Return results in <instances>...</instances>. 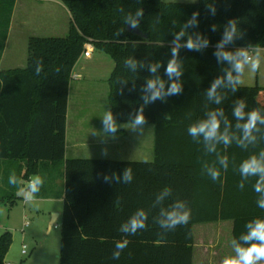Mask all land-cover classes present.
I'll return each instance as SVG.
<instances>
[{
	"label": "trees",
	"instance_id": "trees-1",
	"mask_svg": "<svg viewBox=\"0 0 264 264\" xmlns=\"http://www.w3.org/2000/svg\"><path fill=\"white\" fill-rule=\"evenodd\" d=\"M15 4L16 0H0V60ZM64 5L72 16L69 34L64 38H31L26 67L0 72V205H17L23 200L17 195L24 187L21 182L26 183L35 174L43 176L45 182L37 199L65 201L60 223V264H193L194 227L202 224L232 222V238L240 242L249 220L264 219V209L257 205L260 194L253 187L258 176L249 177L243 190L237 187L242 179L240 164L264 150V124H257L261 131L254 133L255 144L242 148L233 140L227 147L217 144L213 153L205 150L203 137L193 141L187 128L207 119L208 112L222 109L221 131L226 117L230 133L242 136L236 124L246 122L247 116L237 121L233 115L240 100L245 102V113L259 109L264 116V88L259 86H238L233 91L222 84L217 89L223 97L219 104L207 97L212 83L225 77V70L231 67L214 55L230 20L237 21L239 34L225 45L226 50L264 49V0H198L197 4L64 0ZM138 9L143 10L138 18L142 36L128 32L130 24L125 23V17L135 15ZM194 12L199 13L197 24L186 32L207 38L208 46L200 52L181 47L178 59L183 73L178 79L182 92L143 108L144 125L155 127L154 159H67L70 82L85 45L92 44L114 62L108 111L117 125L131 124L144 103L147 79L159 75L167 82L165 88L170 86L165 69L172 58L174 34ZM121 28L123 31L116 35ZM187 38L183 37L182 43ZM128 57L144 67L138 66L133 72L125 65ZM157 62L161 66L152 74L149 65ZM218 154L228 157L227 170L219 164ZM205 163L220 169L221 180L211 179ZM128 167L134 178L125 184L123 172ZM13 172L17 183L9 184ZM165 186L172 189V194L156 203V196ZM176 200L185 201L191 209L188 224L173 230L161 228L157 223L160 209ZM141 208L148 214L147 229L131 236L121 232V225ZM123 239L130 241L127 248L119 258H113L116 242ZM12 243L10 232L0 236V264H6Z\"/></svg>",
	"mask_w": 264,
	"mask_h": 264
},
{
	"label": "clouds",
	"instance_id": "clouds-1",
	"mask_svg": "<svg viewBox=\"0 0 264 264\" xmlns=\"http://www.w3.org/2000/svg\"><path fill=\"white\" fill-rule=\"evenodd\" d=\"M194 2V0H193ZM122 11V9H121ZM213 14H215V8H212ZM143 15V10L138 9L135 15L129 14L125 17V23H129L131 28L136 29L139 27L138 18ZM198 12H194L192 17L188 20V23L181 26L180 31L175 33V38L172 41L171 59L167 62L165 74L168 77V81H171L170 86L165 88L167 83L161 79L159 75H153L152 78L147 79L146 86L143 89L144 95L142 96L143 105L135 113V117L131 122L133 129L141 128L146 124V118L143 114V108L156 100H165L166 97L176 95L182 92V84L179 81V77L183 73L182 61L178 59L179 50L181 47L190 51L194 50L200 52L206 48L209 44L207 38H202L199 34L195 36L189 35L186 29L189 26H195L197 24L196 17ZM175 24V21H173ZM212 30H216V26L213 25ZM123 29H118L115 33L119 35ZM239 34L237 28V21L230 20L226 26L223 38L216 45V51L214 55L220 62H227L231 67L226 69V76L223 78H217L207 91V97L209 100L215 101L219 104L223 97L218 93L217 89L223 84L225 87H231L233 91H236L237 87L243 83L242 77L245 73V67L247 66L250 73H256L261 68V54L259 48L255 52H250L246 48L237 49L235 52L225 49V45L231 43L235 36ZM187 35L186 42L182 43V38ZM125 65L130 67L133 72L137 67H144L142 62L128 57L125 61ZM160 63H153L149 65V71L152 74H156L160 68ZM40 69L37 68V72ZM233 72L236 73L233 76ZM176 78V79H174ZM226 81V83H225ZM245 102L240 100L236 103L233 110V115L237 121H242L247 116L246 122L237 123L236 128L242 131V136L237 137L235 134L230 133L229 123L225 117L224 130L221 131V120L219 117L224 115L222 109H216L207 113V119L199 120L196 123L188 125L187 132L193 141H198L200 137H203L205 150L208 153L216 152L217 144H223L225 147L229 146L233 140L236 144L242 148H247L249 144H255L257 136L254 133L260 132V128L257 124H264V116L261 115L259 109H253L252 111L245 113ZM102 125L104 131L110 134H115L118 131L119 126L113 118L111 111H105L102 115ZM106 154V151L103 153ZM219 164L227 170L228 157L226 155L218 154ZM204 169L213 181L221 180V171L214 165L204 164ZM239 173L242 179L237 187L240 190L244 189L245 181L249 177H257L254 184V191L259 193V199L257 205L260 209H264V150L259 152V155H251L248 159H245L239 166ZM134 174L131 167H128L123 172V182L129 184L133 181ZM104 179L107 181L108 177ZM9 184H16L17 177L15 172L9 176ZM45 179L40 174L33 175L24 183V187L19 188L17 195L21 196L25 202H33L37 199V194L41 191L44 185ZM222 182V181H221ZM172 194V189L165 186L163 190L156 196V203H162L166 197ZM191 218V209L186 207V202L182 200H176L168 208H161L157 223L161 228L173 230L178 226L187 225ZM148 214L144 209H138L126 223H123L120 227V231L127 233L130 236L137 234L138 231L146 230L148 227ZM247 231L243 233L239 240L233 239L231 241L233 254L226 255L221 264H264V219L255 218L249 220L245 225ZM128 239L119 240L116 242L117 251L113 253V258H119L121 252L127 248L129 244Z\"/></svg>",
	"mask_w": 264,
	"mask_h": 264
},
{
	"label": "crops",
	"instance_id": "crops-1",
	"mask_svg": "<svg viewBox=\"0 0 264 264\" xmlns=\"http://www.w3.org/2000/svg\"><path fill=\"white\" fill-rule=\"evenodd\" d=\"M162 1L164 3L176 4L198 3V0H194V2L193 0ZM24 2L36 3L35 0H16L11 17L8 37L5 43V49L1 55L0 72L24 69L26 67L28 59V45L31 38H46L45 35H48V33H50V35L53 34L62 36L69 34L72 16L69 10L65 7L64 3H58L61 7V14L65 19L64 25L59 27L58 25L53 26V23L58 21V17L53 15L54 7L50 4L52 1H40V3L33 5H26ZM95 53H98V57L96 59H94ZM105 56L109 57L94 48L90 58H86L82 54L73 69L67 110L66 158L129 162L152 161L154 159V148L150 153L148 149L144 147L145 143L142 135L140 134L142 131L138 133L137 130L139 131V129H133L131 125L127 128L124 127L125 124H121L118 125L119 132L117 134H109L104 131L102 118L89 117L86 122H84V118L81 119V124H86V127L82 126L80 130H77L78 134L76 133L74 145L71 148L69 146V120L73 95L94 97L95 94L97 95V93L102 90V93L100 94L104 95V103H107L108 105V95L110 91L109 80L115 64L112 61L113 65H111ZM105 67H107L108 70H106L107 74L103 76L104 74L102 73H104V70H102V68L105 69ZM123 136L125 138H123ZM105 151L106 154H103ZM33 202L45 204L44 206L48 208L49 214L53 216V220L49 223V231H52L53 228L61 223L65 202L64 198L36 199ZM19 203L28 204V202H25L24 199ZM55 218H57L56 223L53 225ZM204 252L206 253H203V263H201L198 260L197 249L194 244L193 264H205L207 251ZM6 264L11 263L6 261Z\"/></svg>",
	"mask_w": 264,
	"mask_h": 264
},
{
	"label": "rangeland",
	"instance_id": "rangeland-1",
	"mask_svg": "<svg viewBox=\"0 0 264 264\" xmlns=\"http://www.w3.org/2000/svg\"><path fill=\"white\" fill-rule=\"evenodd\" d=\"M39 1V2H37ZM45 0H35L36 3ZM54 7L53 15L58 17V21L53 26L62 27L65 19L61 14V7L58 3H64V0H50ZM166 1V0H165ZM190 1V0H186ZM33 5L36 3H27ZM46 38L56 37L64 38L62 35H45ZM255 52L256 49L249 50ZM261 54V68L256 73H250L248 67H245V73L242 77L243 87L264 88V50H259ZM94 59L98 57L95 53ZM106 57V56H105ZM106 59L113 65L109 57ZM103 76L107 74V67ZM98 92L93 97L73 95L71 101L70 122H69V146L74 145L77 130L86 127L81 124L89 117L102 118L105 111L108 110L107 103H104V95ZM98 122V121H97ZM131 124H125L124 127H130ZM99 127V126H98ZM137 132L143 137L144 147L151 153L155 144V127L153 125H143ZM78 134V133H77ZM123 138H125L123 136ZM40 202H28V204L18 203L13 207L0 205V236L6 232L12 234L13 243L6 257V261L11 264H60L59 255L61 248V231L60 223L49 231V223L53 220V216L49 214L48 208ZM54 219L53 225L56 223ZM29 223V227L24 229V223ZM232 222H220L216 224H202L195 226V245L197 249L198 260L203 263L202 255L206 253L205 264H221L222 259L226 255L233 254L232 244ZM23 246L27 247V254L22 253Z\"/></svg>",
	"mask_w": 264,
	"mask_h": 264
},
{
	"label": "built area",
	"instance_id": "built-area-1",
	"mask_svg": "<svg viewBox=\"0 0 264 264\" xmlns=\"http://www.w3.org/2000/svg\"><path fill=\"white\" fill-rule=\"evenodd\" d=\"M93 50H94V48H93L92 44H90V43L86 44L85 45V51L83 52L84 57L90 58L91 54L93 53ZM250 50H252V49H250ZM28 227H29V223L25 222L23 228L26 229ZM23 254L24 255L27 254V247L26 246H23Z\"/></svg>",
	"mask_w": 264,
	"mask_h": 264
},
{
	"label": "water",
	"instance_id": "water-1",
	"mask_svg": "<svg viewBox=\"0 0 264 264\" xmlns=\"http://www.w3.org/2000/svg\"><path fill=\"white\" fill-rule=\"evenodd\" d=\"M127 31L128 32H132V33H134L135 35H138V36H142L143 35V33L141 32V30L139 28L133 29V28H131L130 25L128 26Z\"/></svg>",
	"mask_w": 264,
	"mask_h": 264
}]
</instances>
